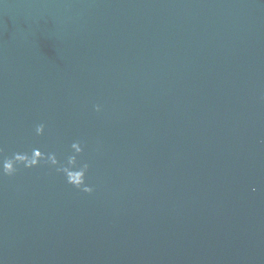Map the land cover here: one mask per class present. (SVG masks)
<instances>
[{
  "label": "water",
  "instance_id": "obj_1",
  "mask_svg": "<svg viewBox=\"0 0 264 264\" xmlns=\"http://www.w3.org/2000/svg\"><path fill=\"white\" fill-rule=\"evenodd\" d=\"M17 154L0 264H264V0H0Z\"/></svg>",
  "mask_w": 264,
  "mask_h": 264
},
{
  "label": "clouds",
  "instance_id": "obj_2",
  "mask_svg": "<svg viewBox=\"0 0 264 264\" xmlns=\"http://www.w3.org/2000/svg\"><path fill=\"white\" fill-rule=\"evenodd\" d=\"M96 110L99 111V107H97ZM41 129H43V125H40L37 127V131H40ZM37 162L38 161L33 159L32 157H29L27 155H18L17 154V155H14V157L11 160H8V159L4 160L2 162V164H0V169L3 170L5 175H12L15 171L14 165L23 164V166L25 168H32V167L37 165ZM57 171H60V169H57ZM71 176L83 177L84 175H83V172H75V173H72ZM66 180H67L68 184H70V185H72L78 189H80L84 183L83 179H78L75 182V184H73L72 181L69 180L68 178H66ZM81 190L85 193H88L91 191V189L88 187H83Z\"/></svg>",
  "mask_w": 264,
  "mask_h": 264
}]
</instances>
